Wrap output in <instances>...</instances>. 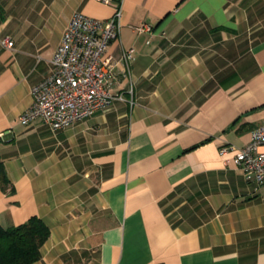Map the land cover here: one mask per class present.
I'll use <instances>...</instances> for the list:
<instances>
[{
    "label": "crops",
    "instance_id": "obj_1",
    "mask_svg": "<svg viewBox=\"0 0 264 264\" xmlns=\"http://www.w3.org/2000/svg\"><path fill=\"white\" fill-rule=\"evenodd\" d=\"M105 109L53 130L19 115L74 12L100 0H0V224L40 217L32 264H264V184L223 143L264 123V0H115ZM144 22L150 31L137 32ZM133 48L125 61L122 50Z\"/></svg>",
    "mask_w": 264,
    "mask_h": 264
},
{
    "label": "built area",
    "instance_id": "obj_2",
    "mask_svg": "<svg viewBox=\"0 0 264 264\" xmlns=\"http://www.w3.org/2000/svg\"><path fill=\"white\" fill-rule=\"evenodd\" d=\"M100 1L115 5L112 15L101 19L74 12L70 16L50 60L51 71L31 87L32 102L19 115L21 123L40 118L57 130L107 108L114 99H124L111 90L112 62L106 53L109 42L119 35L121 5L115 0ZM133 28L139 33L151 30L144 22ZM0 43L13 47L9 37L1 38ZM122 57L133 59L134 49H123ZM219 153L230 155L247 180L264 184V123L250 131L243 146L223 143Z\"/></svg>",
    "mask_w": 264,
    "mask_h": 264
},
{
    "label": "trees",
    "instance_id": "obj_3",
    "mask_svg": "<svg viewBox=\"0 0 264 264\" xmlns=\"http://www.w3.org/2000/svg\"><path fill=\"white\" fill-rule=\"evenodd\" d=\"M0 187L12 191L5 166L0 160ZM49 226L33 215L21 224H0V264H32L41 257V246L49 237Z\"/></svg>",
    "mask_w": 264,
    "mask_h": 264
}]
</instances>
